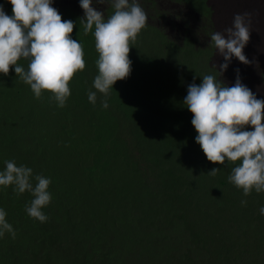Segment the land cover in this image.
Masks as SVG:
<instances>
[{
    "label": "trees",
    "instance_id": "obj_1",
    "mask_svg": "<svg viewBox=\"0 0 264 264\" xmlns=\"http://www.w3.org/2000/svg\"><path fill=\"white\" fill-rule=\"evenodd\" d=\"M0 5L12 15L8 0ZM57 10L75 24L72 10ZM71 37L84 45L86 67L70 82L65 107L47 91L35 98L14 66L0 73V171L14 160L33 170V186L36 175L51 180L44 223L25 211L30 192L0 186L15 232L33 226L47 237L42 245L27 234L39 245L23 264H264V192L245 197L228 181L236 164L207 160L183 103L190 84L214 75L205 60L211 47L169 46L147 24L131 45V74L105 97L93 87L94 35L79 24ZM23 256L12 236L0 238V264H21Z\"/></svg>",
    "mask_w": 264,
    "mask_h": 264
},
{
    "label": "clouds",
    "instance_id": "obj_2",
    "mask_svg": "<svg viewBox=\"0 0 264 264\" xmlns=\"http://www.w3.org/2000/svg\"><path fill=\"white\" fill-rule=\"evenodd\" d=\"M208 1L80 0L79 6H69L64 0H8L12 5L11 16L0 5V73L8 75L14 66L15 73L30 86L35 98L40 99L47 91L51 93V100L59 107H65L71 95L70 82L86 67L84 45L71 37L75 25L81 24L84 35H94L98 53L95 61L98 74L93 87L107 97L117 81L131 74V45L147 24L156 29L169 46L171 43L184 46L189 43L187 38L192 33L193 48L198 49L193 28L196 25L199 28L201 24L210 26L213 16L219 21L221 14L227 11L213 12ZM250 1L264 9V0ZM106 2L109 6L105 12L99 4L106 5ZM171 3L174 5H169ZM59 7L73 11L75 24L70 20V14L57 10ZM110 7L113 9L111 15ZM250 25L251 14L246 12L234 16L232 26L225 30L226 35L218 30L208 32L205 28L211 53L214 47L225 61L219 65L220 76L233 57L236 59L232 62L241 69H236L235 84L231 86L227 81L219 80L209 66L214 75H204L199 85L190 84L183 101L192 113L191 123L198 133L196 143L208 161L220 165L236 164L228 181L242 189L245 197L253 190L264 192V62L258 68L247 66L252 63L249 56L254 50L253 45L246 46ZM162 46L154 47L152 51ZM21 59L28 61L27 68L19 63ZM96 99L97 93L90 90L89 102L95 105ZM108 106L104 99L102 107ZM5 165L0 171V186H14L18 195L30 192L34 198L25 206V211L31 218L46 222L48 217L42 209L52 199L48 191L51 180L36 175L37 183L33 186L30 167L17 166L14 160L5 161ZM219 171V168H213L208 175L214 177ZM241 204L246 205L247 201L242 200ZM259 211L264 215V207ZM6 216V211L0 208V238L9 233L15 239L16 232Z\"/></svg>",
    "mask_w": 264,
    "mask_h": 264
},
{
    "label": "rangeland",
    "instance_id": "obj_3",
    "mask_svg": "<svg viewBox=\"0 0 264 264\" xmlns=\"http://www.w3.org/2000/svg\"><path fill=\"white\" fill-rule=\"evenodd\" d=\"M65 3L69 6H79L80 5V0H64ZM169 1V0H167ZM244 2H246L249 5V2L251 3L250 0H244ZM100 7L106 12L107 7L109 6V4L106 2V5L103 4H99ZM169 5H174V4H169ZM210 6L212 5V2L209 4ZM212 7V6H211ZM235 6L232 5H223L220 7V11H225L227 9V11H225L223 14H225L226 12H228V14L230 13V10L232 8H234ZM252 12H256L260 10L262 11L259 6L254 5L253 2L248 6ZM165 9L167 12H169V7L167 4H165ZM246 10L249 12L250 10L248 8H246ZM157 12L159 13V10H157ZM213 12H218V10L215 8V10H213ZM246 13V12H245ZM257 19L261 20H254L255 23L257 24H262V29L264 32V15L259 16H255ZM233 14H231L230 16H225L223 17V20L221 21V19L219 21H216L215 16H213L212 21L210 22L211 25L209 26L208 24H201L199 28H197V25L195 26V28H193V32L195 31L194 34H196V39H195V43L197 45L198 49H202L204 47H206L207 44H209L210 40L209 38L205 35V28L208 32H215V30H218V32H221L223 34L226 35L225 30L229 27L232 26L233 24ZM216 25V26H215ZM231 25V26H230ZM217 28V29H216ZM254 30V29H253ZM255 31V30H254ZM189 41L187 40V42H189L190 44L194 45V36L192 35V33H189V37H188ZM253 45L254 46V50H253V54L249 56V61H251L252 63L247 64V66H251V65H255L256 68H258L259 66H261V64L264 62V34L262 36L257 37L254 33L250 32V39L249 42L246 44V46H250ZM221 58V62H217V59ZM236 59L235 57H233L231 59V62L229 63L228 68L223 72V75L220 76L219 74V65L225 63L223 57L218 53V51L213 47L212 48V53L211 56L209 57V60L207 59V56H205V60H207L206 64L207 66L211 67L214 71L215 74L217 76V78L221 81H227V83L231 84V86H234L235 84V77L237 75L236 69H239V66H237L235 63L232 62V60ZM241 69V68H240ZM239 69V70H240ZM257 81H255L256 83ZM254 83V84H255ZM227 85V84H226ZM229 86V85H227ZM33 232L37 237H39L40 239H42V241L40 242L42 245L46 244L44 242H46L47 237L45 235V233L36 228V227H26L25 229V234L23 235L21 231H17L16 232V237L15 239H13L15 242L19 243L21 249L24 252V256L21 259L20 263L23 264L24 263V259L25 256L27 255V253L30 251V245H39V243L36 242H32L29 237H28V233ZM5 238L11 239V235L9 233H5V235L3 236Z\"/></svg>",
    "mask_w": 264,
    "mask_h": 264
},
{
    "label": "bare ground",
    "instance_id": "obj_4",
    "mask_svg": "<svg viewBox=\"0 0 264 264\" xmlns=\"http://www.w3.org/2000/svg\"><path fill=\"white\" fill-rule=\"evenodd\" d=\"M211 2H212L211 6H212L213 10H215V8H216L218 10V12H221L220 11V7L223 6V5L235 6L234 8H232L230 10L229 14H228V12H226L225 14H223V13L221 14V16H220L221 17V21L223 20V17H225L227 15L230 16L231 14H233V17H234L236 14H244L245 12L250 13L251 14L250 31L252 33H254L257 37L258 36L260 37L261 34L263 36L264 32H263V29H262L263 28L262 24L253 23V21L257 19L255 16H258V13H259V16L264 15V9L263 8L259 7L262 11L258 10L257 11L258 13H256V12H252V10L248 7L252 3V1H251V3L249 2V5L246 2H244V0H209L208 1L209 4ZM246 8H248L250 11L248 12L246 10ZM257 20H259V19H257ZM259 21H261V20H259Z\"/></svg>",
    "mask_w": 264,
    "mask_h": 264
}]
</instances>
